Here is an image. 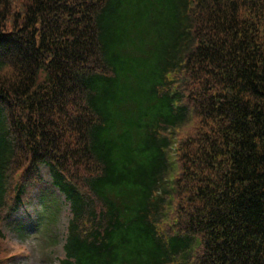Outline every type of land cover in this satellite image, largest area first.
I'll list each match as a JSON object with an SVG mask.
<instances>
[{
  "label": "trees",
  "instance_id": "16d2710c",
  "mask_svg": "<svg viewBox=\"0 0 264 264\" xmlns=\"http://www.w3.org/2000/svg\"><path fill=\"white\" fill-rule=\"evenodd\" d=\"M42 164L60 264H264V0H0V264Z\"/></svg>",
  "mask_w": 264,
  "mask_h": 264
},
{
  "label": "rangeland",
  "instance_id": "374dc122",
  "mask_svg": "<svg viewBox=\"0 0 264 264\" xmlns=\"http://www.w3.org/2000/svg\"><path fill=\"white\" fill-rule=\"evenodd\" d=\"M44 168L45 165L42 164V183L39 186L47 191L45 201L47 205L49 204L47 199L57 201V206L53 208L57 213L54 215V212L49 211L45 215L44 211H41L43 203L35 194L36 189L29 190L26 194V199L30 200L26 203L27 210H22L2 224L6 256L10 258L3 264H60L63 257L62 244L68 211L63 202L64 198L57 188L54 187V190L58 194L54 190L51 192L52 188L48 185L49 177ZM50 203L52 206L55 204L54 201ZM45 216L53 218L49 220ZM20 225L24 228L18 232L17 227Z\"/></svg>",
  "mask_w": 264,
  "mask_h": 264
}]
</instances>
